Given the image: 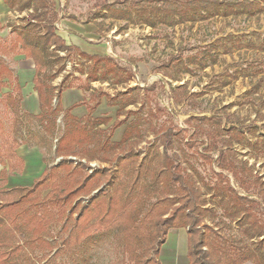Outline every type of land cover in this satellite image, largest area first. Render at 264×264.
Listing matches in <instances>:
<instances>
[{
    "label": "trees",
    "instance_id": "1",
    "mask_svg": "<svg viewBox=\"0 0 264 264\" xmlns=\"http://www.w3.org/2000/svg\"><path fill=\"white\" fill-rule=\"evenodd\" d=\"M0 1L9 9L29 12L21 25L13 26L9 49L33 63L31 84L39 112L29 117L40 125L38 146L50 149L54 145L55 156L61 158L49 167L43 156L45 166L29 185L0 188V264H34L36 250L51 251L53 246L45 236L57 220H66L63 228L70 229L64 248L79 243L94 245L111 236L121 250V264H161L160 252L172 229L186 233L188 264H264V180L247 161L238 158L235 147L247 148L264 160V123L257 125L252 121L245 125L226 109L209 117L192 116L187 119L192 128L187 139L182 136L185 129L162 125L155 131L153 144L135 154L133 143L143 139L144 125L151 123L140 110H125L136 104L137 93L128 89L111 96L91 87L94 82L127 83L136 75L132 67L121 66L110 56L91 55L68 45L57 34L55 23L63 18L52 0ZM261 1L124 0L122 7L115 2L106 3L102 10L105 17L115 20L151 28L160 24L173 27L215 16L254 14L264 9V0ZM250 44V39L241 44L229 35L194 53L184 55L181 51L162 65L164 75L175 79L180 73L204 69L217 61L220 50L227 54L231 48ZM73 57L78 58L79 75L86 76L75 78L83 97L63 108L61 95L72 83L67 80L69 77L57 86L52 81ZM236 78L235 73H227L216 80L227 86ZM16 82L17 77L0 61V101L4 98L15 115L9 133L0 120L1 181L23 168L16 154V135L21 136L23 129V97ZM4 88L7 93L2 92ZM156 88L153 83L143 90L146 100H152ZM179 90L173 92L175 99ZM259 90L260 84H255L243 101L255 102L252 95ZM163 92L161 88L160 93ZM102 99L106 106L116 108L115 120L93 116ZM79 107H84V117L72 114ZM155 111L168 113L157 104ZM130 115L134 116L131 120ZM59 116L62 128L57 123ZM151 116L155 113L151 112ZM123 126L120 140L113 141L114 132ZM183 140L185 149L181 147ZM186 150L208 167L209 175H203L183 157ZM77 155L86 163L68 158ZM93 160L114 161L117 166L114 170L99 167L88 173L85 170L91 169L89 162ZM103 181L95 195L74 206L78 198L89 196ZM68 210L71 214L76 211V216L69 219ZM234 224L238 227L236 234L231 233ZM57 254L58 251L53 256Z\"/></svg>",
    "mask_w": 264,
    "mask_h": 264
},
{
    "label": "rangeland",
    "instance_id": "2",
    "mask_svg": "<svg viewBox=\"0 0 264 264\" xmlns=\"http://www.w3.org/2000/svg\"><path fill=\"white\" fill-rule=\"evenodd\" d=\"M51 1V0H49ZM55 8L59 11L61 22H56L57 34L63 38L68 45H74L82 51L91 55L110 56L121 66H131L135 71V78L120 85L108 82H94L91 87L111 96L126 93L128 89L137 93L136 104L127 107L128 111H141L144 117H148L151 123L144 125L143 139L133 143L135 154L144 147H149L155 139V131L162 125L172 124L178 129H185L182 134L186 139L192 132L191 124L187 119L192 116H212L214 113L226 109L228 113L238 116L245 125L255 121L257 125L264 123V9L254 14H240L228 16H215L206 21L194 23H181L173 27L157 25L154 28L142 23H129L125 20H115L105 17L102 6L106 3H116L118 7L123 6L124 0H52ZM219 2L239 3L243 1L261 3V0H216ZM264 5V4H262ZM29 12H18L9 9L0 1V61L11 70L21 87L23 100L20 102L21 119L23 129L21 136L16 135L19 146L16 149L17 156L23 162V168L18 174L10 175L5 181L0 180V188H10L15 186L29 185L32 180L42 172L44 156L48 166L55 165L61 158L54 154V145L49 149L38 146V121L29 116L35 115V97L32 90V76L34 66L31 60L17 54L9 49L10 41L13 38V26L21 25ZM233 36L243 44L251 40L250 46L236 49L231 48L227 54L219 51L217 61L208 63L204 69H195L192 73H180L175 79H169L164 75L162 65L173 55L181 51L186 54L194 53L209 43L227 36ZM65 53H60L63 56ZM78 58L66 61L65 68L52 81L53 86L61 84L67 78L71 81L72 87L65 90L61 95V104L67 108L79 98L82 92L76 88V77L85 78L78 72ZM227 73H235L237 78L232 80L227 86H221L217 78ZM156 83V94L152 100L145 99L144 89ZM255 84H260V90L253 93L255 102L243 101L245 93L252 90ZM163 88V94L160 93ZM179 90L177 99L173 97V92ZM3 93L8 89L4 88ZM15 95V93H13ZM259 96V97H258ZM260 96L261 99H260ZM17 99V98H16ZM15 99V100H16ZM17 101V100H16ZM34 103L33 106L29 104ZM73 102V103H72ZM57 99H54L55 106ZM69 103V106H68ZM157 107L166 108L167 114L155 111ZM143 105V106H141ZM116 108L108 107L102 99L101 105L96 109L94 117H110L115 120ZM151 112L155 116H151ZM38 113V112H37ZM78 118L84 117L86 111L84 107H79L72 111ZM13 108L8 105L4 98L0 101V120L4 125V130L9 133L12 130V120L14 118ZM125 116H121V119ZM18 118H20L18 116ZM134 116H129V120ZM58 125L62 128V116L57 119ZM124 126L117 129L112 140L118 142L121 138ZM23 137V138H22ZM55 142V141H54ZM53 142V144H54ZM181 147L185 149L183 143ZM200 140H197V144ZM239 153L238 158L247 161L249 166L255 169L264 180V160L255 156L247 148L235 146ZM178 146L175 151L179 152ZM183 157L189 160L196 169L203 175H209L208 167L197 159L193 152L186 150ZM74 162L86 163L85 158L68 156ZM91 169H86L91 173L93 169L99 167L116 169V162L101 163L98 160L89 162ZM215 168V166H214ZM2 166L0 165V171ZM232 185L238 190V186L231 179ZM101 182L89 196L78 198L75 203L86 202L87 199L95 195L102 188ZM257 199V197H254ZM69 219L76 216V211L72 214L67 211ZM63 221H55L45 236V239L52 244L53 249L36 250L34 252V264H121L122 253L119 246L111 236L103 237L96 244L86 246L79 243L71 248H64L63 242L68 238L70 229H65ZM206 224H210L209 219H205ZM231 233H237L238 227L232 225ZM175 232L174 229L169 233ZM176 232H179L176 230ZM58 251L57 256H53ZM170 255L169 251L161 249L160 254ZM161 264H169L162 262ZM250 264V263H248Z\"/></svg>",
    "mask_w": 264,
    "mask_h": 264
},
{
    "label": "crops",
    "instance_id": "3",
    "mask_svg": "<svg viewBox=\"0 0 264 264\" xmlns=\"http://www.w3.org/2000/svg\"><path fill=\"white\" fill-rule=\"evenodd\" d=\"M34 92V91H33ZM35 97V110L39 112L38 109V102H37V95L34 92ZM83 94H79V98L76 101L82 100ZM73 103V102H72ZM31 106L34 105L33 101L32 103L29 102ZM69 106V103H68ZM36 112V114H37ZM40 173L38 174V176ZM179 232H173L169 233L167 236V240L163 246V251H169L170 255L165 256L162 252L160 259L161 261L168 262L169 264H188L187 258H186V233L183 229L178 230Z\"/></svg>",
    "mask_w": 264,
    "mask_h": 264
}]
</instances>
